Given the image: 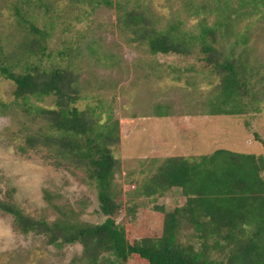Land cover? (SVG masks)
I'll list each match as a JSON object with an SVG mask.
<instances>
[{"label": "rangeland", "instance_id": "1", "mask_svg": "<svg viewBox=\"0 0 264 264\" xmlns=\"http://www.w3.org/2000/svg\"><path fill=\"white\" fill-rule=\"evenodd\" d=\"M112 1L108 6L96 0H0V200L14 202L34 217L52 221L59 206L73 209L84 222L98 224L106 218L97 189L81 171L55 163L45 149L26 147L28 130L40 122L26 115L3 67L22 71L37 63L73 69L79 75V109H94L101 123L110 116L119 121L121 168L115 183L121 208L115 219L126 230L135 228L155 203L173 211L186 202L180 188L155 200L144 194L143 186L162 159L197 157L219 148L264 154V99L258 111L210 114L209 97L218 79L197 55L153 54L145 45L129 43L130 34L118 23L119 5L140 6L156 17L158 27L180 21L182 31L194 35L202 22L214 25L220 19L217 3L226 4L238 9L240 17L231 13V32L223 42L244 52L264 81V0ZM31 25L45 32L47 49L26 57L21 46L37 36ZM26 103L54 104L51 97ZM81 253L80 243L50 245L42 235L19 232L13 217L0 210V264H72Z\"/></svg>", "mask_w": 264, "mask_h": 264}, {"label": "trees", "instance_id": "2", "mask_svg": "<svg viewBox=\"0 0 264 264\" xmlns=\"http://www.w3.org/2000/svg\"><path fill=\"white\" fill-rule=\"evenodd\" d=\"M96 2L113 5L112 0ZM118 8V23L130 34L129 43L145 45L153 54L199 57L218 79L209 97L210 114L259 110L264 81L258 69L244 52L223 42V36L231 32V13L240 17L238 9L217 3L220 19L214 25L202 22L193 35L182 31L180 21L158 27L156 17L146 8ZM31 29L37 36L23 43L21 53L43 55L46 34L32 25ZM242 41L247 42V37ZM2 74L14 83L13 94L23 101L26 115L40 122L28 130L26 147L45 149L55 163L66 162L81 171L97 189L99 210L106 216L102 223H88L79 220L73 209L55 206L59 216L50 221L0 200V210L13 217L19 232L42 235L50 245L80 243L82 253L72 264H264V154L219 148L197 157L162 159L143 186L144 194L155 200L180 188L186 202L173 211L155 203L133 230H126L115 219L121 208L115 183L121 168L116 153L119 121L110 116L101 123L94 109H79V75L73 69H48L36 63L22 71L3 67ZM46 97L53 98V107L26 103Z\"/></svg>", "mask_w": 264, "mask_h": 264}]
</instances>
